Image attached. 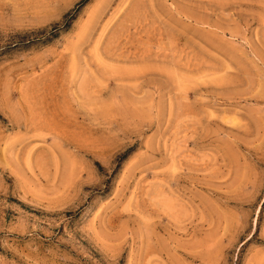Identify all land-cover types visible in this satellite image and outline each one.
Masks as SVG:
<instances>
[{
	"label": "rangeland",
	"instance_id": "374dc122",
	"mask_svg": "<svg viewBox=\"0 0 264 264\" xmlns=\"http://www.w3.org/2000/svg\"><path fill=\"white\" fill-rule=\"evenodd\" d=\"M0 264H264V0H0Z\"/></svg>",
	"mask_w": 264,
	"mask_h": 264
}]
</instances>
